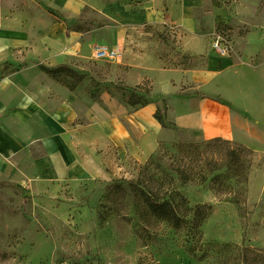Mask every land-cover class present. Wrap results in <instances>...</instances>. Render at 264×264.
I'll list each match as a JSON object with an SVG mask.
<instances>
[{"label": "crops", "instance_id": "obj_1", "mask_svg": "<svg viewBox=\"0 0 264 264\" xmlns=\"http://www.w3.org/2000/svg\"><path fill=\"white\" fill-rule=\"evenodd\" d=\"M208 4L165 0L130 9L108 0H0V184L31 197L69 182L106 181L126 162L145 163L179 133L264 153V16L243 35L230 32L221 54L210 46L214 25L197 31L195 11ZM86 7L117 27H80ZM147 24L182 30L179 51L203 56L204 65H167L153 42L134 39L133 30ZM100 46L121 51L124 75L114 83L137 89L134 102L148 83L146 104L130 105L107 89L89 92L88 77L69 90L45 71L66 66L82 76V62ZM160 110L168 128L155 117Z\"/></svg>", "mask_w": 264, "mask_h": 264}, {"label": "rangeland", "instance_id": "obj_2", "mask_svg": "<svg viewBox=\"0 0 264 264\" xmlns=\"http://www.w3.org/2000/svg\"><path fill=\"white\" fill-rule=\"evenodd\" d=\"M108 1L130 9L165 2ZM208 2L210 9L195 11L197 31L206 34L214 25L227 41L230 32L243 35L264 16V0ZM78 21L84 29L117 27L90 7ZM183 34L153 24L133 30L135 40L153 42L167 65L202 67L203 56L179 51ZM117 61L82 62V77L90 80L86 90L107 89L119 98L135 92L114 83L125 70ZM138 89L140 103L148 102V83ZM148 198L167 201L178 226L152 213ZM0 264H264V153L179 133L145 163L126 162L106 181L69 182L31 197L16 185L0 184Z\"/></svg>", "mask_w": 264, "mask_h": 264}, {"label": "trees", "instance_id": "obj_3", "mask_svg": "<svg viewBox=\"0 0 264 264\" xmlns=\"http://www.w3.org/2000/svg\"><path fill=\"white\" fill-rule=\"evenodd\" d=\"M45 70V69H44ZM46 72H48L54 79H56L58 82H60L62 85H64L66 88H68L69 90H74L75 87L80 83V81L82 80V76L77 74L74 70L66 67V66H62V67H58L56 69L53 70H45ZM65 74V76L67 77H74L77 78L76 81L74 83H68L65 81V79H63L61 81V75ZM134 94H130L126 100V103L130 104V105H136V104H141V100L140 101H136L134 102ZM147 102L141 104L144 105ZM159 111L156 112L155 117L156 119L160 122V124H162V126H165V123L162 119L161 114H158ZM222 141V142H226V143H233L236 144L240 147H242L245 150H248L250 152H252L251 150L247 149L246 147L234 143V142H229V141H225L219 138L216 139H212V140H208V141ZM147 205L149 207V209L152 211V213H154L156 216L160 217V218H164L168 221H170L172 224L178 226L179 224V219L177 218V216L175 215V213L173 212V210L171 209V207L169 206L167 201H156L153 200L152 198H148L147 200Z\"/></svg>", "mask_w": 264, "mask_h": 264}, {"label": "built area", "instance_id": "obj_4", "mask_svg": "<svg viewBox=\"0 0 264 264\" xmlns=\"http://www.w3.org/2000/svg\"><path fill=\"white\" fill-rule=\"evenodd\" d=\"M228 41L223 38L220 34L216 35L212 47L213 49L218 50L221 54L228 53L227 43ZM226 44V45H225ZM121 51L117 48H109L106 46L96 47L92 53L91 58L94 60H103V61H117L120 59Z\"/></svg>", "mask_w": 264, "mask_h": 264}]
</instances>
